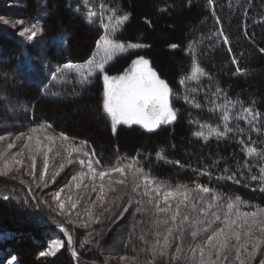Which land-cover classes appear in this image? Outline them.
I'll list each match as a JSON object with an SVG mask.
<instances>
[{
  "label": "trees",
  "instance_id": "trees-1",
  "mask_svg": "<svg viewBox=\"0 0 264 264\" xmlns=\"http://www.w3.org/2000/svg\"><path fill=\"white\" fill-rule=\"evenodd\" d=\"M101 2L115 8L117 15H129L114 38L126 45H141L118 54L106 65L107 74L118 76L130 67L132 60L141 56L147 59L171 89L170 100L176 113L173 122L152 131L136 125H119L113 131L103 109L101 74L94 73L81 83L78 73L64 68L68 63L85 62L94 52L102 29L99 15L89 20L87 11L91 7L99 13ZM0 18L9 21L0 25V135L9 138L0 142V150L16 135L30 134L32 128H37L32 135L41 138L45 132L55 137L63 133L69 137L64 146H83L82 142H86L85 151H94L93 159H99L103 167L136 157L138 166L163 184L194 188L199 183L212 188L225 205L229 197H239L241 212L264 211V192L260 191L264 183L250 179L251 175H259L264 159L248 156L244 151L246 147L264 151V120L257 125L259 132L251 131L244 120L232 119L229 126L235 128L239 124L245 129L243 133H229L223 139L210 136L207 140L194 135L202 131L207 137L209 127L223 131V110H213L211 104L217 88L222 90L215 98L217 104L223 103L225 94L238 101L230 110L232 117L242 107L264 115V53L260 51L264 48V0H213L212 4L208 0H0ZM33 23H38L43 31L29 41L20 32ZM221 31L228 43L219 35ZM173 44L175 48L171 47ZM194 60L206 73L193 85L203 89L197 91L199 108L185 100L189 81L184 87L180 84L190 74ZM237 67L240 73L236 72ZM49 124L50 129L41 127ZM240 139L246 144H240ZM62 143L55 140L50 152L54 162L60 163L66 156ZM15 148L19 146L16 144ZM57 149L60 156L56 155ZM12 152L8 149L0 163ZM76 157L73 153L72 169L77 172L81 169ZM63 162L66 164V160ZM245 163L251 171L243 167ZM226 167L228 173H224ZM201 171L210 175H200ZM233 172L240 183L218 179ZM23 183L7 174L0 175V233H13L0 240V264L12 257L18 264H114V260L118 264H146L151 260L150 253L141 251L148 245L139 239L144 231L149 232V243L154 240L148 222L151 211L138 212L134 204L116 223L102 217V222L89 228L78 221L67 225L69 216L46 202L42 192L43 197L37 196L38 190L29 189L28 194ZM112 192H107V201L121 196L118 189ZM83 195L87 202L96 199L91 191ZM206 198L211 199V194ZM108 207V203L101 206L97 202L90 211L93 217H100ZM51 225L69 230L75 257L66 240L53 256L39 255L47 248L46 232L59 233ZM188 225L185 223L184 228ZM248 247L251 250L250 244ZM184 254L191 256L188 247ZM122 256L129 259L122 261ZM259 256L258 252L252 264H259ZM160 259L157 257L155 264H160ZM163 259L167 261V257Z\"/></svg>",
  "mask_w": 264,
  "mask_h": 264
},
{
  "label": "snow or ice",
  "instance_id": "snow-or-ice-1",
  "mask_svg": "<svg viewBox=\"0 0 264 264\" xmlns=\"http://www.w3.org/2000/svg\"><path fill=\"white\" fill-rule=\"evenodd\" d=\"M208 2L212 4L213 0H208ZM116 12L115 8H108L103 2L100 4L99 13L91 7L88 8L87 18L91 20L99 15L100 26L105 30L102 43L100 41L97 42V46L103 56L87 62L85 72H82L80 67L73 65H65V67L74 68V71L80 74L81 83L87 82L93 76L94 70L104 73L103 109L111 117L113 131L116 130V125L120 123L139 124L148 131H152L161 124L171 123L176 119V113L173 111L169 99L171 89L165 80L161 79L157 72L149 66V61L142 56L132 60L130 67L125 69L122 74L118 76L107 74L105 64L112 60L115 55L124 52L126 48L141 46L138 44H128L126 46L113 39L114 35L129 19L128 14L117 15ZM3 22L7 24L9 21L4 19ZM216 22L219 24V19ZM16 23L20 24L23 22L16 21ZM42 31L43 29L38 23H33L31 28H24L20 35H27V39L32 41ZM219 35L224 37L225 43H228V38L222 31ZM171 47L175 48L176 45L173 44ZM260 51L264 53V48H261ZM232 62L234 64L237 63L235 59ZM240 71L241 69L237 67L236 72L240 73ZM203 75H206V73L198 62L194 60L190 75L182 79L180 84L184 87L186 81L199 80V77ZM192 91H203V89H193ZM221 91L220 88H217L212 93L214 99L211 104L213 105V110H223V115L220 117L223 122V131H220L219 128L201 125V128L209 127L208 136H204L202 131L194 133V135L207 140L210 136L223 139L229 133L233 135L243 133L245 129L240 127L239 124L235 128L229 126V121L232 119L236 121L244 120L251 131L259 132L260 127L257 125L264 120V115L254 111L251 107H242L241 111L235 117H232L230 110L236 106L238 101L228 99L225 94L223 103L217 104L215 98H219ZM186 102L194 104L197 108L201 106L195 101L194 97L191 99L186 97ZM41 127L50 129L51 125H42ZM36 132L37 128H32L27 136L24 133H20V135L7 143L5 149L0 150V158H2L8 149L16 146L17 141H23L24 139L28 141V143H23L20 151L10 156V160H5L3 168H0V175H6L7 172L5 170H11L9 168L10 163L20 165L22 160L19 158L23 156L24 149H27L28 159L31 161V174L34 177L38 174L40 183L47 186L45 175L49 170V153L53 152L55 140L59 139L63 142L61 148L66 153V156L61 158L62 162L59 163V169L63 170L65 168L64 160H66L68 165L74 163L73 153L78 154L76 157L78 163L82 167L87 168V172L80 171L73 175L65 187L79 188L84 179L87 178L91 183V192L96 194V199L90 202L89 208L97 202L101 206L105 203L110 205V207L104 209V213L100 217H93L92 212L89 210L87 213L88 219L82 221V225L85 228L102 222V217L110 219L112 223H116L124 217L125 213L134 204L137 206L138 212H152V218L148 222L151 225V235L154 236V240L151 243L148 242L147 236L149 232L142 231L139 237L141 241L148 245L141 251L151 254V260L146 261V264H155L157 257L161 258L160 264H173V262L175 264H226V262L232 260L238 261L239 264H252L258 252L264 255V248L261 247V245H264V211L241 212L240 204L242 202L239 197L235 199L229 197L225 205L223 199L209 186L196 183L194 188H190L187 185L172 186L163 184L148 172H145L141 166H138L139 162L136 157H132L126 163L118 161L110 167H103L99 159H93L95 157L94 151H85L86 142H82L83 146L65 147L64 144L69 141V137L63 133L59 137H55L45 132L41 138L32 135ZM6 140H9L7 136L0 135V142ZM33 140H35L34 145L32 143ZM238 142L242 145L246 144L243 139ZM244 151L248 156L255 155L264 159V151L248 147ZM60 154V149H57L56 155L60 156ZM37 155L43 156L42 168L37 166ZM160 155L158 152L157 156L159 157ZM176 163L179 162L177 161ZM243 167H248L249 171H251L247 163ZM228 172L229 169L226 167L224 173ZM114 173L118 174L119 178H113ZM59 175L60 172L56 171L51 179L55 181ZM200 175H210V173L201 171ZM218 179L235 180L236 183L241 182L236 179L235 172L230 175H222ZM250 179L264 183V164L259 168V175H251ZM21 183H23L22 180ZM114 185L122 186L124 191L121 196L107 201V192L116 190ZM39 186L38 184L37 187ZM83 187L88 189L89 184H83ZM61 191H63V188L55 192L53 199L58 202L61 212H64L65 204L59 199ZM260 191L264 192V187H261ZM193 193L199 199L193 196ZM209 194H211V199L206 198ZM67 199L70 202V208L75 209L79 201H73L71 195ZM173 202H175L174 206ZM105 213L108 215L105 216ZM191 213H195V215L192 216L190 215ZM68 222L72 223L71 220ZM185 223L189 224L187 233L191 241H193V243L188 245L191 256L184 254ZM58 227L67 237L68 245L71 246L73 244L72 236L62 225H58ZM257 231L261 234L260 236L254 235ZM198 239L199 242H196ZM177 240L181 241V243H175ZM96 244L99 246V241H96ZM249 244L251 245V250H249ZM63 246V241L59 239L53 240L48 245V248L40 252L39 255H54ZM172 248L175 249L174 252L169 251ZM233 252L235 253L234 256L232 255ZM73 256H76L75 252H73ZM165 257H167V261L163 259ZM120 259L123 261L129 258L122 256ZM131 259L135 261L137 257H132ZM9 264H12V262L9 261ZM105 264H107V261H105ZM259 264H264V259H261Z\"/></svg>",
  "mask_w": 264,
  "mask_h": 264
},
{
  "label": "rangeland",
  "instance_id": "rangeland-1",
  "mask_svg": "<svg viewBox=\"0 0 264 264\" xmlns=\"http://www.w3.org/2000/svg\"><path fill=\"white\" fill-rule=\"evenodd\" d=\"M3 20L4 19H0V25L1 24L5 25ZM98 20H99V24H100V18ZM29 28H31V27H29ZM101 29H102V34H101V37H100L99 41L102 43V37L105 34V30L102 27H101ZM22 37L23 38H27V35L22 36ZM113 39L116 42H118L114 37H113ZM132 49L135 50V48H126V50L124 52L130 51ZM93 51H94V53H93L92 57L89 58L88 60H86L85 62H82L81 64L80 63H68V65H73L75 67H80L81 71L85 72L86 71L87 62L99 59V58H101L103 56V53L101 52V50L97 46V44H96V48ZM117 55H115L113 57V59ZM112 60L108 61V63L111 62ZM107 64H105V66ZM149 66H150V64H149ZM64 68L66 70H68V71H71V72L74 71V68H66L65 66H64ZM95 72L100 73L98 70H94V73ZM189 73H191V72H189ZM100 74L102 75L101 77L103 79L104 73H100ZM200 78H201V76L199 77V79ZM197 81L198 80L189 81L190 85H189L188 90H187L188 95L186 96L189 99L194 97L196 102H198L197 98H199L200 94L197 91L193 92L192 90L196 89L195 86H193V85H195V83ZM186 97H185V100H186ZM169 99H170V97H169ZM170 104L172 106L171 100H170ZM108 117L111 120V117L110 116H108ZM166 124H168V123H166ZM166 124H161L160 126L166 125ZM119 125H124V126L137 125L138 127H141L142 129L147 130V129L143 128V126H141L139 124H134V123L133 124L120 123V124H117L116 127H118ZM159 127H157V128H159ZM23 143L24 142H22V141H17L16 144L19 146V148H17V149L16 148L15 149L12 148V151H14V152H12V154H14L17 151H20V148L23 146ZM25 143H28V142H25ZM75 155L77 156L78 154L75 153ZM10 156L6 157V159L10 160ZM19 159L22 160V163L20 165H16V164H11L10 163L9 164V168L11 170L10 171L5 170V171L7 172L8 176L15 177V178H18V179L22 180L24 182L23 184H25L24 186H27V188H28V189H26L28 194H29V189H32L34 191L38 190L39 192H37V196H39L38 194H40L41 197L44 196L46 198L45 201L48 202V203L51 202L54 205V207H55L54 209L59 211L60 210L59 204H58V202L56 200L53 199V195L55 194V192L60 191L63 188V191H61V195H60L59 199H60V201H63L64 204H65V210H64L63 213H65L67 216H69L70 217L69 219L72 221V223H69L68 222L69 220L66 221L67 225L74 224L75 221L82 222L83 220H87L88 219V214L87 213L90 210V208H89L90 201H88L89 202L88 203L87 200H84V197H83L84 195L83 194H86L88 191H91V183H90V181L87 178H85L83 183L81 184V186L79 188H76V187H71V188L65 187V185L68 184V181L71 180V177L73 175H76L78 172H80V170L76 172L74 169H72L73 168L72 164L68 165L67 163L65 164L66 165L65 168L63 170H60L59 169V163L58 162H54L52 157H51V155H50V153H49V170H48V172L45 175V181H46V184H47V186H45L44 184L40 183L38 174L35 177L31 174V167H30L31 161L28 159V151L24 150L23 156L20 157ZM4 162H5V160L3 161L2 164L0 163V168H3ZM78 165H79L81 171L87 172V168L86 167H82L79 163H78ZM37 166H38V168H42V166H43V156L42 155H37ZM56 171H59L60 175L56 177L55 181H53L51 179V177H52L53 173L56 172ZM113 178H119V175L114 173L113 174ZM38 184L40 185L39 187H37ZM83 184H89L88 189H85L83 187ZM114 187H115V189H118L120 191V193H122L124 191L123 187L120 186V185H114ZM40 192H42L43 196H42V194ZM113 192L111 194H113ZM69 195H71L73 197V201H79L77 203V206H76L75 209H71L70 208V202L67 199V197ZM173 203H175V202H173ZM38 209H39L38 206L35 204V210L40 215V210H38ZM56 210H53V211H56ZM64 229L70 234V232H69V230L67 228H64ZM184 229H185V237H184V240H183V245H184V248H185V247H188L189 243H191L192 241H191L190 236L187 233V230L189 229V225L187 227H185ZM12 235H13V233H9V234L0 233V240H2L4 237H9V236H12ZM254 235L255 236H260L261 234L258 233V232H255ZM44 236L46 237V246H47V248H48V245L53 240L59 239V240L63 241V243L65 242V240L67 241V237H65L63 232L62 233H58L56 231L46 232V235H44ZM72 247H74L73 244L71 246L68 245L69 249H73ZM58 251H56V253ZM232 255L234 256L235 253L233 252ZM51 256H53V255H51ZM259 257H260V259H264V255H261ZM9 261H11L12 264H17L16 263L17 261L15 260V258L13 259V257L10 258V259H7L6 261L2 262L1 264H9ZM114 264H118V262L116 260H114ZM122 264H124V263L122 262ZM226 264H239V262L235 261V260H232L230 262H226Z\"/></svg>",
  "mask_w": 264,
  "mask_h": 264
},
{
  "label": "water",
  "instance_id": "water-1",
  "mask_svg": "<svg viewBox=\"0 0 264 264\" xmlns=\"http://www.w3.org/2000/svg\"><path fill=\"white\" fill-rule=\"evenodd\" d=\"M52 226V228L53 229H59L60 230V227H58V226H56V225H51ZM61 231V230H60ZM70 251L72 252V254H73V252H74V249H70ZM87 264H92V263H87Z\"/></svg>",
  "mask_w": 264,
  "mask_h": 264
}]
</instances>
